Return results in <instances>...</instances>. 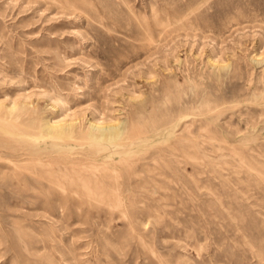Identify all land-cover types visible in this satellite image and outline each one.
<instances>
[{"label":"rangeland","instance_id":"rangeland-1","mask_svg":"<svg viewBox=\"0 0 264 264\" xmlns=\"http://www.w3.org/2000/svg\"><path fill=\"white\" fill-rule=\"evenodd\" d=\"M0 100V264H264V0H0Z\"/></svg>","mask_w":264,"mask_h":264},{"label":"bare ground","instance_id":"bare-ground-1","mask_svg":"<svg viewBox=\"0 0 264 264\" xmlns=\"http://www.w3.org/2000/svg\"><path fill=\"white\" fill-rule=\"evenodd\" d=\"M1 103H3V100H0V118L5 117L4 113L11 114V112L13 111V109L16 107V104H17L16 101H12V104H6L5 106H2ZM20 108L21 109H19V111L26 109L24 105H22ZM77 123L78 122L75 119L69 121L68 123H65L62 119H53V120L50 119L46 122L44 121L42 124L37 126L40 129V133L38 136H33L32 134H25V135L31 137L34 141L37 140L39 136L42 137L43 139H49L51 141V144L53 147H56L57 149L62 150L64 148H69L70 146L66 147V146L60 144L58 141L61 138L66 137V135H68L69 131H71L72 129L75 128ZM7 125H8V122H7ZM90 125L95 127V129L100 132V134H97V135L92 134L90 136V138L92 140L97 141V142H99L100 140H103V139L108 140V141L112 140L110 138H105V137H107L108 135L110 136L111 133H113V131H109V129L107 127H103L100 125V123L98 124L97 122L91 123ZM117 134H120V132L117 131ZM111 137H114V136L111 135ZM10 141H12V140H10ZM29 154H31V153H29ZM112 155H113V153H109L107 156L111 157ZM7 163L9 164V162H7Z\"/></svg>","mask_w":264,"mask_h":264}]
</instances>
